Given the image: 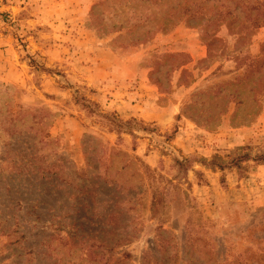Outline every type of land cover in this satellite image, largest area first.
Here are the masks:
<instances>
[{"label": "rangeland", "instance_id": "rangeland-1", "mask_svg": "<svg viewBox=\"0 0 264 264\" xmlns=\"http://www.w3.org/2000/svg\"><path fill=\"white\" fill-rule=\"evenodd\" d=\"M101 1L0 0V264H264V165L210 164L264 151V64L245 72L264 62V19L240 39L185 17L127 46L98 33ZM236 1L264 9L192 0ZM143 105L177 112L161 124ZM111 115L142 123L110 131Z\"/></svg>", "mask_w": 264, "mask_h": 264}, {"label": "trees", "instance_id": "trees-1", "mask_svg": "<svg viewBox=\"0 0 264 264\" xmlns=\"http://www.w3.org/2000/svg\"><path fill=\"white\" fill-rule=\"evenodd\" d=\"M183 2H185L184 7L181 6L182 2L180 0H102L94 6L95 10L92 20L100 35L105 32L107 35L118 33V36L115 38L116 42L124 38L126 41L125 45L137 46L152 39L159 32L172 30L185 17H188L187 19L189 20L195 18L197 15L204 18L206 14L210 13L209 19L211 25H215L216 28L220 27V25H225L227 29L237 33L240 39L246 38L260 28L262 26L261 19H264V9L260 10L254 6L250 8L249 5L244 6L239 1L234 3V8L228 7L225 3H213L210 12L208 10L203 11L192 0H183ZM168 3L170 5L167 6ZM104 12H107L110 18H106V13ZM262 58L264 59V56ZM259 64L257 62L248 64V68L245 71L248 72L246 78L256 72V70L253 71L254 66L261 68L264 62ZM183 71L185 72L186 70ZM259 79L258 90L264 91V76L258 75L257 80ZM110 118H113V126L110 127V131L133 133L135 129L132 127V123H142V120H138L135 117H130L126 122H123L115 115H111ZM251 148L252 146L239 147L230 161L214 158L210 161V164L221 170L228 166L234 167L240 173L250 167L247 164L249 161H253L258 165H264V151L253 154L251 153ZM136 160L139 162V164L136 163L138 172L142 171L145 174L149 171L150 167L148 164L140 158L136 157ZM178 162H180V165L183 164L182 161ZM152 178L156 181L155 177ZM161 178L162 176L159 175V179ZM151 183L153 182L151 181ZM180 190L186 195L184 190L181 188ZM158 194V189L152 194V212H155L161 203L162 199Z\"/></svg>", "mask_w": 264, "mask_h": 264}, {"label": "crops", "instance_id": "crops-1", "mask_svg": "<svg viewBox=\"0 0 264 264\" xmlns=\"http://www.w3.org/2000/svg\"><path fill=\"white\" fill-rule=\"evenodd\" d=\"M0 51H1V53H0V61H1L3 59V57H4L3 55H4L5 52H4V50L2 48L0 49ZM5 51H7V50H5ZM4 58H6V57H4ZM136 59H137L136 56H130L128 58L127 57L123 58V61H125L126 64H130L131 67L133 68V66L135 64L134 61ZM135 62L137 63V60ZM21 73H23V72H21ZM13 77H16L15 81H13V82L20 83V77H21L20 75L16 74V76H13ZM120 92H121L120 89H118V91H116V93H118V95L120 94ZM137 108L141 109V113L139 114L136 111V113H134L135 115L139 114L140 117H143L144 119L155 120V121H157L158 123H161V124L170 123V121L173 119L175 113L177 112V108H172L171 109V108L167 107V108L161 109L159 112H157V113H159V115H157V114H152V112L150 110H148L149 108H147L146 105L138 106ZM165 113H168L169 116H168V118L163 120L162 116H164Z\"/></svg>", "mask_w": 264, "mask_h": 264}]
</instances>
